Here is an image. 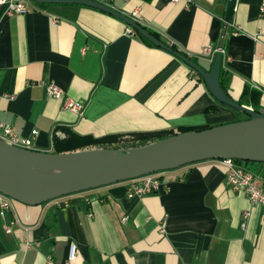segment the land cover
<instances>
[{
	"label": "crops",
	"instance_id": "1",
	"mask_svg": "<svg viewBox=\"0 0 264 264\" xmlns=\"http://www.w3.org/2000/svg\"><path fill=\"white\" fill-rule=\"evenodd\" d=\"M11 1L30 11L9 16L0 6V123L30 150L85 152L234 122L236 113L197 74L128 35L120 19L84 6ZM104 3L131 20L136 13L137 24L206 72L212 62L201 50L222 45V89L264 112V0H237L228 24L227 0ZM47 82L82 103V115L47 98ZM242 166L264 189V162ZM162 180L141 198H127L125 181L36 206L13 201L0 217V264H65L71 244L74 264H264V210L230 189L219 160L166 171Z\"/></svg>",
	"mask_w": 264,
	"mask_h": 264
},
{
	"label": "water",
	"instance_id": "2",
	"mask_svg": "<svg viewBox=\"0 0 264 264\" xmlns=\"http://www.w3.org/2000/svg\"><path fill=\"white\" fill-rule=\"evenodd\" d=\"M39 5H77L112 15L139 36L179 59L203 80L211 96L221 105L242 113L247 119L211 127L202 131L172 135L146 146L116 153L100 164L87 163L82 155L99 152L54 154L37 152L10 145L0 140V153L21 164L46 168L63 167L46 174H27L0 162V194L13 201L36 206L61 197L98 189L143 176L176 170L209 160L264 162L256 154L264 150V113L256 112L233 101L222 89L220 73L222 56L216 54L208 72L189 58L173 52L168 46L143 29L135 21L110 7L91 0H31ZM237 0H227L224 20H233Z\"/></svg>",
	"mask_w": 264,
	"mask_h": 264
},
{
	"label": "built area",
	"instance_id": "3",
	"mask_svg": "<svg viewBox=\"0 0 264 264\" xmlns=\"http://www.w3.org/2000/svg\"><path fill=\"white\" fill-rule=\"evenodd\" d=\"M91 1L105 5L104 0ZM1 5H7L6 15L9 16L25 15L30 11V9L21 2L15 3L11 0H0V6ZM260 13L264 15V4H262L260 7ZM132 16V20L135 21L137 14L133 13ZM53 23H56V19H53ZM125 32L128 35L136 36V32L129 26L126 28ZM216 54H220L222 56V60L226 58L225 50L222 45L216 47L208 45L201 50L200 55L212 62ZM191 74L196 75L193 70L191 71ZM43 86L45 88L47 98L61 99L62 108L64 110L75 113L79 116L82 115L84 110V105L82 103L73 101L69 97H66L63 91L52 82L44 83ZM0 140L23 149H29L31 145L29 140L20 139L8 126H5L1 123ZM219 162H221L225 168V179L230 189L236 193H239L240 195L245 196L250 204L259 206L262 208V210H264V189H262L258 179L249 171H247L242 165L237 164L235 160L225 159L219 160ZM163 173L164 172H160L128 181L129 186L127 189V198H141L143 196L158 192L164 186V182L162 180ZM12 204L13 200L11 198L0 194V217L2 219L11 213ZM244 217H246V215ZM127 220L128 217L122 218L123 223H126ZM13 225L14 223L11 222L9 226H5V231L10 233ZM77 256V247L71 244L69 246L68 257L65 264H74Z\"/></svg>",
	"mask_w": 264,
	"mask_h": 264
},
{
	"label": "bare ground",
	"instance_id": "4",
	"mask_svg": "<svg viewBox=\"0 0 264 264\" xmlns=\"http://www.w3.org/2000/svg\"><path fill=\"white\" fill-rule=\"evenodd\" d=\"M256 155L260 158H264V150L259 151ZM114 156H116V153L99 151L85 154L79 157H81L83 161H87V163L100 164L109 161ZM0 162L13 170L27 174H46L63 169V167L46 168L21 164L3 155L2 153H0Z\"/></svg>",
	"mask_w": 264,
	"mask_h": 264
},
{
	"label": "trees",
	"instance_id": "5",
	"mask_svg": "<svg viewBox=\"0 0 264 264\" xmlns=\"http://www.w3.org/2000/svg\"><path fill=\"white\" fill-rule=\"evenodd\" d=\"M155 38L156 35L155 34H152ZM143 39V38H142ZM158 39V38H157ZM143 41L145 43H147L148 45L150 46H153L150 42H148L147 40L143 39ZM173 52H178L180 53L174 46H168ZM181 54V53H180ZM183 55L184 57H186V55L184 54H181ZM192 62L194 63H197L195 59L193 58H189ZM199 79H201V77L199 75H197ZM202 80V79H201ZM239 104V103H238ZM240 105V104H239ZM252 109L256 112H261V113H264L262 111H260V109L256 106H253ZM206 129V128H205ZM204 128H197L195 129V131H202V130H205ZM177 133H174L172 135H176ZM170 135V136H172ZM165 137H161L155 141H151L149 138L147 137H138V138H133L131 140H128L127 142H124V143H121V144H116V145H109V144H104V143H97L96 145H94L91 149H88L87 151H126V150H132V149H137V148H140V147H143V146H146L148 144H151V143H154L156 141H159L161 139H164ZM65 154V153H64ZM235 162L237 164H240V165H243L244 163L246 162H242V161H239V160H235Z\"/></svg>",
	"mask_w": 264,
	"mask_h": 264
},
{
	"label": "rangeland",
	"instance_id": "6",
	"mask_svg": "<svg viewBox=\"0 0 264 264\" xmlns=\"http://www.w3.org/2000/svg\"><path fill=\"white\" fill-rule=\"evenodd\" d=\"M231 111H233L234 113H236V116L234 118V122H237V121H242V120H245L247 119V117L245 115H243L242 113H239L233 109H231Z\"/></svg>",
	"mask_w": 264,
	"mask_h": 264
}]
</instances>
